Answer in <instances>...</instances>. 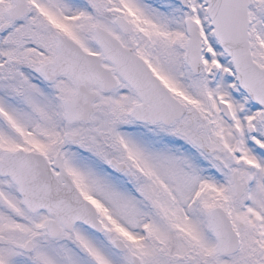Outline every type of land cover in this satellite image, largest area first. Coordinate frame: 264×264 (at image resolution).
Wrapping results in <instances>:
<instances>
[{"label": "snow or ice", "instance_id": "1", "mask_svg": "<svg viewBox=\"0 0 264 264\" xmlns=\"http://www.w3.org/2000/svg\"><path fill=\"white\" fill-rule=\"evenodd\" d=\"M0 264H264V0H0Z\"/></svg>", "mask_w": 264, "mask_h": 264}]
</instances>
